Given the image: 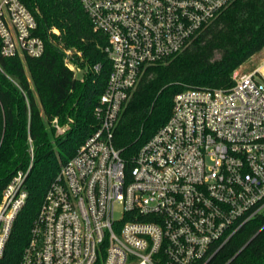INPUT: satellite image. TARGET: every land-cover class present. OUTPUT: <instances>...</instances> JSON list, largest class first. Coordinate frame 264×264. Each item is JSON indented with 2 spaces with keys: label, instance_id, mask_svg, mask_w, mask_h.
<instances>
[{
  "label": "built area",
  "instance_id": "2783aa9c",
  "mask_svg": "<svg viewBox=\"0 0 264 264\" xmlns=\"http://www.w3.org/2000/svg\"><path fill=\"white\" fill-rule=\"evenodd\" d=\"M79 1L107 38L111 73L94 108L98 128L51 183L19 264H209L264 215V59L230 88L176 94L132 167L113 138L146 70L185 51L235 0ZM37 30L21 0H0L1 57H41ZM30 156L0 200V259L27 201Z\"/></svg>",
  "mask_w": 264,
  "mask_h": 264
},
{
  "label": "trees",
  "instance_id": "16d2710c",
  "mask_svg": "<svg viewBox=\"0 0 264 264\" xmlns=\"http://www.w3.org/2000/svg\"><path fill=\"white\" fill-rule=\"evenodd\" d=\"M21 1L36 16L45 52L39 58L0 56V200L17 173L28 171L34 153L27 201L0 264H19L51 183L97 130L94 108L111 73L103 52L107 38L94 29L79 0ZM262 49L264 0H235L185 51L148 68L114 132V146L128 166L168 122L176 94L188 87H232L235 70ZM97 64L100 73L93 71ZM209 264H264V215Z\"/></svg>",
  "mask_w": 264,
  "mask_h": 264
},
{
  "label": "rangeland",
  "instance_id": "374dc122",
  "mask_svg": "<svg viewBox=\"0 0 264 264\" xmlns=\"http://www.w3.org/2000/svg\"><path fill=\"white\" fill-rule=\"evenodd\" d=\"M264 59V49L259 51L258 53L254 54L247 62H245L243 65H241L235 72L236 74L238 71L240 74L250 73L252 72L257 65L261 63V61ZM62 131L61 129L58 130V132Z\"/></svg>",
  "mask_w": 264,
  "mask_h": 264
}]
</instances>
